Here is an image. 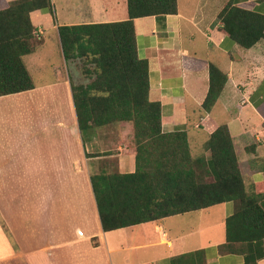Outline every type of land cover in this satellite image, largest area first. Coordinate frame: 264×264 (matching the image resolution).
Masks as SVG:
<instances>
[{"label": "crops", "instance_id": "0c3cea01", "mask_svg": "<svg viewBox=\"0 0 264 264\" xmlns=\"http://www.w3.org/2000/svg\"><path fill=\"white\" fill-rule=\"evenodd\" d=\"M15 1L0 0V10ZM51 3V10L31 12L40 42L23 57L31 76V69L51 68V78L0 97V264H172V258L198 251L204 252L205 264H246V246L228 244L226 238L235 202L103 230L91 176L108 172L111 159L121 174L137 170L134 127L119 122L81 132L73 86L89 83L81 80L74 59L64 57L59 28L127 21L128 0ZM227 5L264 16V0H177L175 14L134 20L137 54L154 63L149 82L162 102V132L188 135L199 181H213L204 146L226 125L245 185L244 177L253 180L251 190L264 184V41L244 49L225 36L219 14ZM55 47L66 70L63 62H49ZM210 65L228 80L205 112ZM201 147L205 154H194ZM30 185H41V191L33 196ZM184 216H194L196 223L188 233L181 230ZM133 230L143 236V245L132 244ZM141 247L155 251L142 258Z\"/></svg>", "mask_w": 264, "mask_h": 264}, {"label": "trees", "instance_id": "16d2710c", "mask_svg": "<svg viewBox=\"0 0 264 264\" xmlns=\"http://www.w3.org/2000/svg\"><path fill=\"white\" fill-rule=\"evenodd\" d=\"M51 8V0H19L0 10V97L34 89L23 60L40 42L30 14ZM128 11L127 21L59 28L64 57L84 59L83 72L91 79L87 85L73 86L81 132L119 122L134 127L137 170L91 176L103 230L235 202L237 209L226 221L227 242L245 245L246 264H258L264 259V184L246 189L226 125L204 146L210 152L207 174L213 181H199L188 135L162 132V102L149 82L154 63L137 54L134 20L175 14L177 0H128ZM219 18L221 32L242 48L264 41L263 15L227 5ZM227 80L210 65V88L202 105L205 112L212 110ZM171 262L205 264V256L198 251Z\"/></svg>", "mask_w": 264, "mask_h": 264}, {"label": "rangeland", "instance_id": "374dc122", "mask_svg": "<svg viewBox=\"0 0 264 264\" xmlns=\"http://www.w3.org/2000/svg\"><path fill=\"white\" fill-rule=\"evenodd\" d=\"M54 54H53V57L49 60V62L51 63V64H61V62H63V64H64V61H63V59L64 58H62V56H61V52H60V50H59V48L57 47H55L54 49ZM74 59V61H72V63H75V67L77 68V69H79L80 70V74L82 75V78H81V80H83L86 84L87 83H90L91 82V79L88 77V76H86L85 74H84V72H83V67H84V64H85V62H84V59H81V58H73ZM89 67V66H88ZM63 68H65V70H66V66H65V64H64V66H63ZM32 70V76H33V79L32 80H34L36 83L37 82H44V81H46L47 80V77H48V79H50L51 77L50 76H52V72H51V68H49L48 69V71H46V72H40V73H37L34 69H31ZM73 76V75H72ZM194 154H199V155H201V156H203L204 154H205V151H204V149H203V147H201V148H199V149H194ZM109 162H108V169H109V171L107 172V173H114V172H118V171H116V169L112 166V165H114L115 164V160H113V159H111V160H108ZM104 166V165H103ZM102 168V165H100V169ZM244 171V173H245V170H243V166H242V171L241 172H243ZM206 173V171L205 170H203V174H205ZM207 175V174H206ZM206 175H204V176H206ZM245 178V180H246V188L248 189V190H250V188H251V185L253 184V180H250V179H248V177L246 176V177H244ZM69 186V188H70V190L72 189L71 188V186L70 185H68ZM29 188H30V193L34 196L35 194H34V191H36V192H40L41 191V185H30L29 186ZM44 188V187H43ZM45 188H47V187H45ZM46 190H49V192H50V187H48V189H46ZM48 193V192H47ZM35 201V197H33L32 199H31V201H30V204L32 203V202H34ZM32 205H33V203H32ZM218 208H215V209H213V210H211L212 211V213H213V215H214V212L215 213H217L218 212V210H217ZM195 215V214H194ZM214 216H218V214H216V215H214ZM194 216H184L183 218H181V219H185L186 221L184 222V223H182L181 224V230H182V232H184V233H188V232H190L195 226H196V223H195V221H194V218H193ZM134 231V234H133V237H132V244L134 243V244H140V245H143V242H145L143 239H142V235H139L138 234V232H137V230H133ZM218 236L216 235V237L215 238H217ZM94 244H95V242H94ZM140 250H138V256L139 257H149L151 254H152V252H154L155 250L154 249H152V248H148V247H141V248H139Z\"/></svg>", "mask_w": 264, "mask_h": 264}]
</instances>
